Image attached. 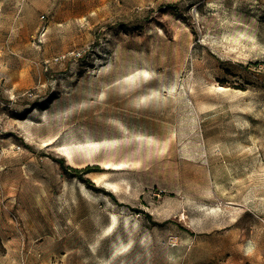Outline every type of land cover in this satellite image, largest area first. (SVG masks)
Instances as JSON below:
<instances>
[{"label":"rangeland","instance_id":"rangeland-1","mask_svg":"<svg viewBox=\"0 0 264 264\" xmlns=\"http://www.w3.org/2000/svg\"><path fill=\"white\" fill-rule=\"evenodd\" d=\"M0 264H264V0H0Z\"/></svg>","mask_w":264,"mask_h":264},{"label":"trees","instance_id":"trees-1","mask_svg":"<svg viewBox=\"0 0 264 264\" xmlns=\"http://www.w3.org/2000/svg\"><path fill=\"white\" fill-rule=\"evenodd\" d=\"M69 168V167H68ZM70 170L72 169V168H69ZM75 171H77V170H75ZM88 172H90V171H88ZM84 182L86 183V184H89L90 183V181L89 180H87V179H84Z\"/></svg>","mask_w":264,"mask_h":264},{"label":"bare ground","instance_id":"bare-ground-1","mask_svg":"<svg viewBox=\"0 0 264 264\" xmlns=\"http://www.w3.org/2000/svg\"><path fill=\"white\" fill-rule=\"evenodd\" d=\"M83 185V187L85 188V189H87L86 187H85V185L84 184H82Z\"/></svg>","mask_w":264,"mask_h":264}]
</instances>
